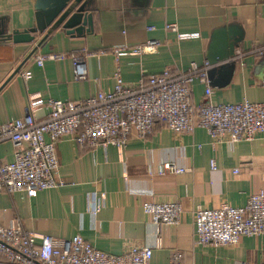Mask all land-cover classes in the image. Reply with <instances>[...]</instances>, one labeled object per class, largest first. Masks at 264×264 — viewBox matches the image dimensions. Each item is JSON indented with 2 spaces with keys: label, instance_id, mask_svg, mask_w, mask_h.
Returning a JSON list of instances; mask_svg holds the SVG:
<instances>
[{
  "label": "crops",
  "instance_id": "1",
  "mask_svg": "<svg viewBox=\"0 0 264 264\" xmlns=\"http://www.w3.org/2000/svg\"><path fill=\"white\" fill-rule=\"evenodd\" d=\"M92 16L90 33L67 35L52 27L30 44L0 42V124L22 120L29 97L81 102L97 92L112 91L117 68L121 80L136 84L141 72L171 74L201 65L213 52L232 54L229 46L247 51L264 41V0H87ZM34 0H0V18L10 29L29 28ZM5 21V20H4ZM167 25L186 36L177 40ZM153 28V30H148ZM88 30V26L85 27ZM158 40L157 53L121 56L112 49ZM37 44V51L10 77ZM237 49V48H236ZM235 49V50H236ZM36 55L50 56L37 66ZM86 65V81H76L72 56ZM61 56V58H52ZM118 66V67H117ZM264 59L246 56L226 72L215 70L212 100L218 104L264 102L261 86ZM31 72L24 82L21 73ZM195 104L204 99V86L193 85ZM39 111L36 118H43ZM11 143L0 144V160L13 162ZM60 186L36 192L0 193V224L18 219L35 244L48 235L56 240L80 236L93 248L121 255L129 245L150 248V264H169L172 252L182 264H264V235L241 237L234 247L196 244L192 210L222 205L243 208L251 195L264 193V144L213 142L207 131L175 135L156 124L144 139L132 137L123 150L112 146L92 150L65 137L56 148ZM211 162L215 170L210 169ZM173 163L187 172L159 174L162 164ZM237 170L238 173H234ZM178 201L182 208L177 226L160 231L144 204ZM97 209L94 215L91 211ZM158 231V232H157Z\"/></svg>",
  "mask_w": 264,
  "mask_h": 264
},
{
  "label": "built area",
  "instance_id": "2",
  "mask_svg": "<svg viewBox=\"0 0 264 264\" xmlns=\"http://www.w3.org/2000/svg\"><path fill=\"white\" fill-rule=\"evenodd\" d=\"M166 30L176 33L177 40L186 37L178 33L176 25H167ZM159 45L158 40H147L134 46L114 48L112 55L116 62L121 56L153 55ZM246 56L264 59V41L247 51L237 48L233 56L214 64L207 60L201 65L192 63L187 70L175 74L168 69L157 75L141 72L133 86L121 80L117 68L112 91L97 92L81 102L29 97L22 120L0 124V144L9 142L14 148L13 162L0 160V193H24L32 198L36 192L60 186L56 148L65 137H71L78 147L88 146L95 150L112 146L123 150L132 137L146 138L159 123L175 135L193 134L196 128H203L216 143L260 139L264 144V102L218 104L212 100L210 72L236 61L242 62ZM34 58L41 67L50 56L36 55ZM71 58L76 69L75 80L86 81L84 61L76 55ZM21 77L26 82L31 72L24 71ZM196 82L204 86V99L200 104H195L192 98ZM261 86L264 87V73ZM39 111L45 112L43 118H36ZM210 169L215 170L214 162ZM185 172L187 170L173 163L162 164L159 168L160 175ZM98 208L91 211L92 214L95 215ZM144 211L152 217L158 231L162 225H179L182 214L178 201L146 203ZM192 217L196 244L234 247L241 237L264 235V193L251 195L243 208L197 207L192 210ZM151 257L150 248L139 245L127 246L121 255L107 254L93 248L80 236L56 240L44 235L39 244H35L18 219L10 226L0 224V264H150ZM181 260V254L174 251L169 264H182Z\"/></svg>",
  "mask_w": 264,
  "mask_h": 264
},
{
  "label": "water",
  "instance_id": "3",
  "mask_svg": "<svg viewBox=\"0 0 264 264\" xmlns=\"http://www.w3.org/2000/svg\"><path fill=\"white\" fill-rule=\"evenodd\" d=\"M33 10L32 24L29 28L23 30L10 29L5 23L8 19L0 18V42H11L15 45L30 44L35 41L37 36L43 35L52 27H61L70 36H82L84 32L90 33L92 29V16L88 13L87 0H34ZM86 26H88V30H85ZM37 48L36 44L10 77L19 72L22 65L32 56ZM236 48H238V43L234 42L229 46V51L231 50L233 53ZM231 55L213 52L206 60L214 64L229 58ZM230 67L231 64L216 70L224 73ZM213 71L210 72L209 77L212 87H215V80L211 76Z\"/></svg>",
  "mask_w": 264,
  "mask_h": 264
}]
</instances>
